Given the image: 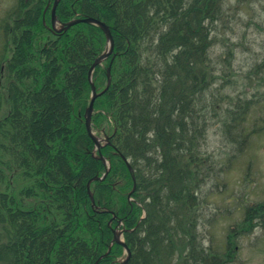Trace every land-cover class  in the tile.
<instances>
[{"label": "trees", "instance_id": "obj_1", "mask_svg": "<svg viewBox=\"0 0 264 264\" xmlns=\"http://www.w3.org/2000/svg\"><path fill=\"white\" fill-rule=\"evenodd\" d=\"M227 1L61 0L60 23L99 19L115 43L93 76L102 94L112 64V85L96 100L92 118L95 135L110 140L101 150L109 175L91 185L95 206L87 184L107 167L85 114L92 99L89 70L105 52L106 36L89 24L57 33L53 0L20 1L12 14L17 24L35 18L36 64L0 75V99L8 107L0 119V264H96L113 241L108 210L131 212L127 196L134 183L123 157L137 184L129 227L145 215L127 236L129 264L231 263L205 246L198 197L205 182L217 178L206 150L219 112L218 94L211 97L219 63L210 50ZM11 26L4 28L7 42ZM29 43L19 44L17 58ZM248 109V102L240 104L238 113L246 117ZM125 255L113 245L98 264H118Z\"/></svg>", "mask_w": 264, "mask_h": 264}, {"label": "rangeland", "instance_id": "obj_2", "mask_svg": "<svg viewBox=\"0 0 264 264\" xmlns=\"http://www.w3.org/2000/svg\"><path fill=\"white\" fill-rule=\"evenodd\" d=\"M20 1L0 0L1 77L11 70L20 73L25 63L29 72L36 64L32 44L35 18L29 17L23 24L13 20ZM225 8L227 18L218 25L210 50L211 58L219 63V79L211 88V97L218 94L219 112L210 123L206 150L217 178L205 182L198 195L201 233L205 246L222 253L226 263L230 257V264H264V212L260 210L264 205V0H228ZM8 23L12 24L13 41L7 42L4 28ZM23 41H29L30 48L17 58ZM4 46L9 50L1 61ZM247 102L244 117L238 113L239 106ZM7 112V104L0 99V119Z\"/></svg>", "mask_w": 264, "mask_h": 264}, {"label": "water", "instance_id": "obj_3", "mask_svg": "<svg viewBox=\"0 0 264 264\" xmlns=\"http://www.w3.org/2000/svg\"><path fill=\"white\" fill-rule=\"evenodd\" d=\"M60 1L61 0H54V5H53V9H52V24H53V29L54 30H56L57 32H63V31H67L68 29H70V28H72V27H74V26H76V25H78L80 23H84V24H89V25H94V26L99 27L103 31L105 36H106L107 49L102 55H100L94 61V63L92 64V66H91V68L89 70L88 78H89V82H90L91 87H92V99H91L90 105L87 108L86 114H85V124H86L87 132H88L90 138L92 139V141L95 143V145H96V147H97V149H98V151H99V153L101 155V149L103 147L102 144L105 143V144L109 145L110 141H109V138H106V139L103 140V139L97 137L93 133V131H92V118H93V114H94V105H95L96 100L104 92L109 90V88H110V86L112 84V75H111L112 64H111V67L108 69V72H107V77H108L107 87H106V90L102 94H98V92H97V89L95 87L94 80H93V75H94V72H95L96 68L98 66L102 65L104 62H106L113 55L114 48H115L114 38H113V35H112L111 28L109 26H107L104 22L100 21L99 19L92 18V17H83V18H80V19H74V20H72L70 22H67V23H64V24L60 25L59 22H58L57 16H56V10H57V7H58ZM100 160L106 166H109V163H107V161L102 156L100 157ZM123 160L126 163L130 173L132 174V178H133V181H134V189H133V192H134L135 189H136V179H135V176L133 175V169L130 166L128 160L125 157H123ZM108 174H109V167L107 169V172L104 174V176L102 178L95 177V178L91 179L88 182V184H87L88 193H89L90 199H91V201L93 203V206L96 205V202H95L94 195H93V193L91 191V185L94 182L105 180L106 177L108 176ZM114 243L122 245L125 248V250L127 252V257L121 264H128L130 259H131V256H132L131 255V251L123 243L120 233H116L115 234Z\"/></svg>", "mask_w": 264, "mask_h": 264}, {"label": "flooded vegetation", "instance_id": "obj_4", "mask_svg": "<svg viewBox=\"0 0 264 264\" xmlns=\"http://www.w3.org/2000/svg\"><path fill=\"white\" fill-rule=\"evenodd\" d=\"M32 9V6L31 7H29V9H28V11H30ZM15 11V10H14ZM14 13V12H13ZM13 16V15H12ZM14 17V16H13ZM16 20H18L17 18H15L14 17V21L15 22H17ZM16 49H18V47L16 48ZM3 67L4 66H2V69H0V72L2 73L3 72ZM1 68V67H0ZM2 70V71H1ZM104 181V180H103ZM97 182H102V181H97ZM136 190H137V188H136ZM136 190L134 191V192H131V193H129L128 194V203H129V205H130V207H131V212H132V209H133V205L134 204H137V201H136V199H134V197H133V194L136 192ZM141 206V205H140ZM100 208L98 207V210H99ZM109 212V214L111 215V221H110V225L112 224L113 225V241H112V243H111V245H110V248H109V251L106 253V254H104L103 256H101V258L97 261V263L96 264H98L102 259H104V258H106L108 255H109V253H110V251H111V249H112V247H113V245H119V244H116V243H114V238H115V234L116 233H121V236H122V241H123V243L129 248V246L127 245V236L130 234V233H133L134 231H136V229L138 228V226H139V224H140V222L141 221H143V219H144V217H145V215L143 214V216L141 217V219L140 220H138L137 221V224L135 225V227L134 228H130L129 227V224H130V222H132V220H133V216H131L130 215V213H128V214H126V213H123V214H120L119 212H117V211H114V210H108ZM119 246H121L124 250H125V248L122 246V245H119ZM129 250H130V248H129ZM131 251V250H130ZM131 255H132V252H131ZM126 256V255H125ZM125 258V257H124ZM123 258V259H124ZM131 258H132V256H131ZM131 260V259H130ZM122 261V259L121 260H117V263L118 264H120V262ZM129 263H130V261H129ZM128 263V264H129Z\"/></svg>", "mask_w": 264, "mask_h": 264}]
</instances>
